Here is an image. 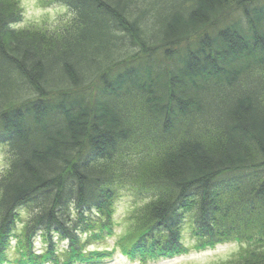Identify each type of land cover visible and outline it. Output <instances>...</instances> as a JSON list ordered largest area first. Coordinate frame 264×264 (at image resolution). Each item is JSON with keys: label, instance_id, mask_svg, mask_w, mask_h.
<instances>
[{"label": "trees", "instance_id": "obj_1", "mask_svg": "<svg viewBox=\"0 0 264 264\" xmlns=\"http://www.w3.org/2000/svg\"><path fill=\"white\" fill-rule=\"evenodd\" d=\"M54 1L0 0V264L108 263L123 195L130 260L264 264V0Z\"/></svg>", "mask_w": 264, "mask_h": 264}, {"label": "rangeland", "instance_id": "obj_2", "mask_svg": "<svg viewBox=\"0 0 264 264\" xmlns=\"http://www.w3.org/2000/svg\"><path fill=\"white\" fill-rule=\"evenodd\" d=\"M21 6L22 15L21 21L18 23L20 26L25 25H41L43 23L49 26L55 24L59 18L65 19L66 6L54 0H17ZM17 25V26H18ZM141 200L134 199L128 195H123L118 198L113 208V218L115 221L114 232L108 236L103 242L96 245L100 248L105 246L115 247L116 252L114 258L106 264H225L233 259L238 252L248 247L246 243L238 242L236 240L217 243L213 247L205 249H195L192 247L195 240L187 234L185 243L189 250L172 257H160L155 259L146 258L143 262L138 260H130L127 256L123 255L119 244L122 242L124 233L130 231L132 221L134 220L135 209ZM60 247L64 242L59 243ZM37 248L41 247V242H35ZM91 244L90 246H93ZM14 254L11 252L9 255V262L4 264H16L13 259ZM52 264V263H45Z\"/></svg>", "mask_w": 264, "mask_h": 264}]
</instances>
